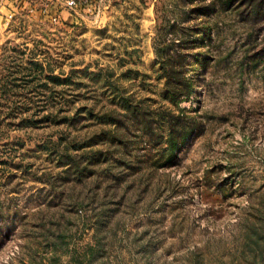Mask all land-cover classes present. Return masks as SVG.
Here are the masks:
<instances>
[{
	"label": "rangeland",
	"instance_id": "rangeland-1",
	"mask_svg": "<svg viewBox=\"0 0 264 264\" xmlns=\"http://www.w3.org/2000/svg\"><path fill=\"white\" fill-rule=\"evenodd\" d=\"M18 1L0 264H264V0Z\"/></svg>",
	"mask_w": 264,
	"mask_h": 264
},
{
	"label": "crops",
	"instance_id": "crops-1",
	"mask_svg": "<svg viewBox=\"0 0 264 264\" xmlns=\"http://www.w3.org/2000/svg\"><path fill=\"white\" fill-rule=\"evenodd\" d=\"M18 0H0V26L6 25L7 16L10 12L18 11L21 4Z\"/></svg>",
	"mask_w": 264,
	"mask_h": 264
},
{
	"label": "built area",
	"instance_id": "built-area-1",
	"mask_svg": "<svg viewBox=\"0 0 264 264\" xmlns=\"http://www.w3.org/2000/svg\"><path fill=\"white\" fill-rule=\"evenodd\" d=\"M66 4H67V6H69L72 9H75V8H77L79 6H82V4H80L77 0H66ZM18 8L21 9L22 7L21 6H18ZM30 11L33 12L34 9L33 8L30 9ZM16 12L17 11H13V12H10L8 14L6 23H9V21L14 17V15L16 14ZM40 13L41 14L47 13V8L42 9ZM57 19H58L57 16L52 15V20L53 21H56Z\"/></svg>",
	"mask_w": 264,
	"mask_h": 264
},
{
	"label": "trees",
	"instance_id": "trees-1",
	"mask_svg": "<svg viewBox=\"0 0 264 264\" xmlns=\"http://www.w3.org/2000/svg\"><path fill=\"white\" fill-rule=\"evenodd\" d=\"M169 76H172V77H173L172 73H170ZM170 82H171V81H170ZM170 82H169V83H170ZM171 84H173L175 87H177L176 85H178V84H177L176 82H172V83L169 84V85H170V86H169V89L172 90L174 93H176V89H175L174 86H172Z\"/></svg>",
	"mask_w": 264,
	"mask_h": 264
}]
</instances>
